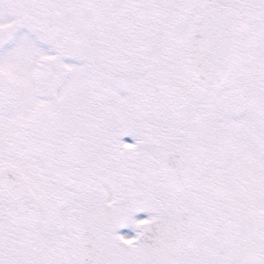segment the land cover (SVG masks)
Here are the masks:
<instances>
[{
  "label": "snow or ice",
  "instance_id": "snow-or-ice-1",
  "mask_svg": "<svg viewBox=\"0 0 264 264\" xmlns=\"http://www.w3.org/2000/svg\"><path fill=\"white\" fill-rule=\"evenodd\" d=\"M0 264H264V0H0Z\"/></svg>",
  "mask_w": 264,
  "mask_h": 264
},
{
  "label": "flooded vegetation",
  "instance_id": "flooded-vegetation-1",
  "mask_svg": "<svg viewBox=\"0 0 264 264\" xmlns=\"http://www.w3.org/2000/svg\"><path fill=\"white\" fill-rule=\"evenodd\" d=\"M125 142L131 143L132 142V138L129 136H126L123 138ZM122 231H127V230H122Z\"/></svg>",
  "mask_w": 264,
  "mask_h": 264
}]
</instances>
